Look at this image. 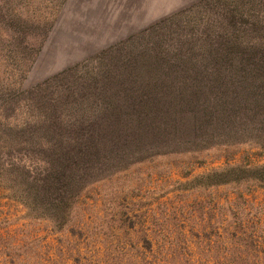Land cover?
I'll use <instances>...</instances> for the list:
<instances>
[{
    "label": "rangeland",
    "instance_id": "obj_1",
    "mask_svg": "<svg viewBox=\"0 0 264 264\" xmlns=\"http://www.w3.org/2000/svg\"><path fill=\"white\" fill-rule=\"evenodd\" d=\"M205 1L0 0V88L18 101V117L55 113L65 118V130L126 136L136 129L122 123L132 121L141 99L165 98L143 93L144 86L216 83L213 72H193L221 67L210 60L222 48L219 37L237 34L204 11ZM259 1L257 29L245 32L264 48ZM178 89L166 90L170 100ZM27 97L57 106L42 113ZM126 100L137 103L133 110ZM246 119L247 112L238 126H247L245 133L216 126L217 135L205 138L210 142H187L171 130L156 144L154 131L144 128L143 146L119 150L124 158L117 149L107 153L79 196L63 197L57 210L32 208L37 218L0 182V264H143L144 234L166 249L155 255L165 264L257 262L264 252V184L254 179L264 181V134Z\"/></svg>",
    "mask_w": 264,
    "mask_h": 264
},
{
    "label": "trees",
    "instance_id": "obj_2",
    "mask_svg": "<svg viewBox=\"0 0 264 264\" xmlns=\"http://www.w3.org/2000/svg\"><path fill=\"white\" fill-rule=\"evenodd\" d=\"M258 3L261 2L205 1L204 11L216 14L222 23L236 30L237 34L223 32L219 37L222 48L216 54H212L210 60H219L223 63L221 67L193 72L195 78L213 72L216 83L177 88V98L173 100L168 98L166 90L177 91L175 87L144 86V89H140L143 93L157 91L162 93L166 100L141 99L136 107L139 112L136 111L132 121L127 116L122 123L123 130L136 129L128 131L126 136L121 132H103L100 128L81 131L60 128L62 121L66 122L65 118L61 119V115L55 113L48 116L44 111H53L56 108L57 105L52 103L53 101H46L41 106L27 97L25 102L29 107L42 110L45 114L18 117V114H14L19 107L18 101L10 98L9 89L0 88V182H4L9 190L27 200L25 204L28 205L29 212L35 214L34 217L37 218L34 208L45 210V206L51 205L52 209L56 207L57 210L63 197L71 202L72 197L79 196L85 184L90 182V174L94 170L100 171V162L105 159L107 153L117 149V153L124 158L125 154L119 150L129 146H143L144 128L150 127V130L154 131L152 140L156 144L163 140L167 142L171 137L168 135L171 130L177 132L173 136L189 140L187 142H210L205 138L217 135L215 133L217 131L214 130L216 126L223 127L222 132H227L228 135L229 132L245 133L248 130L247 126L241 127L242 129L238 126L240 118L247 112L248 125L256 124V131L264 134V48L261 43L257 45L251 43L245 32L253 27L257 29L259 17L254 12V6ZM23 44L25 47L28 46V43ZM234 60L236 66L233 67ZM228 63L230 67H227ZM178 73L180 72H176ZM182 93H187L188 98L181 97ZM125 102L127 110H133L132 106L135 107L134 104H137L129 100ZM73 121L74 119L70 118L68 123ZM47 122L49 126L45 128ZM260 169L264 172V166ZM254 180L264 184L261 179ZM52 219L50 216L46 220ZM142 240L141 262L165 264L155 255L166 249L155 246L145 234ZM253 264H264V252Z\"/></svg>",
    "mask_w": 264,
    "mask_h": 264
}]
</instances>
